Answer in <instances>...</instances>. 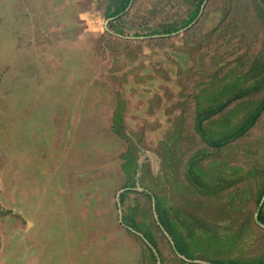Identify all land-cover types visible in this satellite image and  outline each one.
<instances>
[{
	"label": "rangeland",
	"instance_id": "rangeland-1",
	"mask_svg": "<svg viewBox=\"0 0 264 264\" xmlns=\"http://www.w3.org/2000/svg\"><path fill=\"white\" fill-rule=\"evenodd\" d=\"M189 3L138 0L112 28L103 0H0V264H209L175 254L173 240L155 226V197L171 219L177 213L188 226L203 222L221 237L241 223L222 214L224 196H202L184 180L183 163L177 177L162 164L177 145L201 151L209 167L225 166L230 179L264 172V113L245 138L218 150L192 126L197 96L200 114L210 115L223 80L252 85L245 76L264 52V6L207 0L195 24L163 36L187 19ZM239 89L232 94H244ZM263 95L228 125L259 111ZM226 119L204 127L212 124L219 141L230 130ZM128 148L137 159L130 191L121 158ZM258 207L249 204L252 212ZM132 222L149 227L156 249ZM255 234L238 252L264 247Z\"/></svg>",
	"mask_w": 264,
	"mask_h": 264
},
{
	"label": "trees",
	"instance_id": "trees-1",
	"mask_svg": "<svg viewBox=\"0 0 264 264\" xmlns=\"http://www.w3.org/2000/svg\"><path fill=\"white\" fill-rule=\"evenodd\" d=\"M137 1L138 0H133L132 5L130 6L131 0H103V15L106 20L113 22L111 24L112 28H116V26L118 27L124 22L125 18L129 15L127 10L132 9ZM205 1L206 0H187V2H190L189 4L194 7V10L187 16V19H185L180 26L175 24L168 25L163 29L161 34L168 37L177 34L180 30L187 29L197 19L200 9ZM255 1L264 6V0ZM157 7L158 6H156V8ZM115 34L121 35L120 31H116ZM135 36L138 37L139 35ZM245 77H249L250 81H252V85L250 84L247 87H241L238 83L239 79L232 83L221 80L222 86L219 89L217 88L216 92L212 94V98L217 100L218 105L215 108L213 106L210 107L212 109L210 115H205L204 113L200 114L201 102L197 96V114L192 126L197 136L200 137L202 142L208 147L218 150L245 138L262 117V114L264 113V95L256 101L258 102L257 105H260L259 111L250 114L247 120L242 119L241 122L235 126L233 124L228 125L230 119L229 116H232V113L238 114L240 110L242 111L240 107H243L244 110L247 108L249 109L248 111H250L251 108L246 107L247 102H255L254 100L256 99L255 96L257 93L264 91V52L259 53L254 57L251 64H249V73ZM237 88L245 91L244 94H232ZM219 90L220 92L223 90V92H221V99L219 98ZM220 101L221 103H219ZM122 113L123 108L121 104H119L114 114L112 124L113 130L116 134L121 131L120 123L122 121ZM223 117L227 118L224 126L228 127L230 130L227 131V137H224L226 135H223V138L218 141V137L220 138V132L214 131L212 129V124H209L210 129L204 127V124L207 125L209 122L213 123V120H219V118L221 119ZM120 138L125 139L123 134ZM183 149L186 148H180L175 145L173 150L166 155L162 164L164 171H169L172 174V177H177L179 166L183 163V178L195 191L205 197L219 198L224 196L226 198V209L222 211V214L226 216V218L235 215V220L242 218V221L241 223L236 224V228L232 230L230 236H224V238L223 236L221 237L219 233L207 227L203 222L192 220L193 224L188 226L185 224L186 220L182 218L180 219V216H178L177 213L176 218H178V220L176 222L170 218L169 211H161L159 198L155 197L157 201L156 212L158 216V225L155 224L156 228H164V231L173 240L176 251H174L172 246L171 248L175 254L177 253L180 257H183V259L189 261H201L209 264H264V247L258 248V251L255 249L251 252V247H249L247 254L243 250L238 252L243 240L252 237L251 235L253 233H256V241L254 240V242L259 241L262 236H264V204L256 217V212H252L249 209V204L251 202L255 204V207H258L264 195V172L260 175L253 171L237 180L230 179L225 174V172H227L225 166L209 167L203 162L201 151L198 150L193 153L192 151L187 152ZM185 153H188V156L185 155ZM121 158L123 161L122 172L125 176L123 189H128V191H130L136 186L137 159L132 148H128ZM231 170L237 172L235 168H232ZM129 193L130 192L126 193V195ZM126 195H124L125 198ZM144 196L149 198L147 193H145ZM124 197L121 198L122 204L125 202ZM195 225H197V227H195ZM130 228L137 233L142 234L148 243L156 249L155 238L147 225H136L132 222L130 223ZM175 241L178 242V245L180 246L179 248L177 247L178 245L176 246ZM235 250L237 252H235ZM233 252H235V256H233ZM151 258L154 262L156 261L152 252ZM180 262L181 264H185L183 260H180Z\"/></svg>",
	"mask_w": 264,
	"mask_h": 264
},
{
	"label": "water",
	"instance_id": "water-1",
	"mask_svg": "<svg viewBox=\"0 0 264 264\" xmlns=\"http://www.w3.org/2000/svg\"><path fill=\"white\" fill-rule=\"evenodd\" d=\"M132 2H133V0H131V4H130V6L132 5ZM206 2H207V0L204 2V4L202 5V7H201V9H200V13H199V15H198V17H197V19L188 27V28H190L193 24H195L196 22H197V20L200 18V16H201V14H202V12H203V10H204V6H205V4H206ZM130 8V7H129ZM153 202H154V200H153ZM263 204H264V195H263V197H262V199H261V201H260V204H259V207H258V209H257V211H256V213H255V217L256 216H258V213L260 212V210H261V208L263 207ZM182 259H183V257H181ZM186 260V259H185ZM186 261H188V262H190L189 260H186Z\"/></svg>",
	"mask_w": 264,
	"mask_h": 264
}]
</instances>
